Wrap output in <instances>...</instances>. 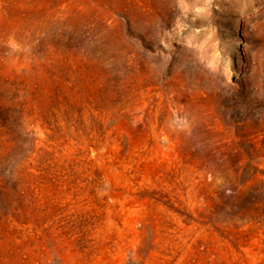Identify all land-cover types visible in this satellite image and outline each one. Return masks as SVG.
Wrapping results in <instances>:
<instances>
[{"label": "rangeland", "instance_id": "374dc122", "mask_svg": "<svg viewBox=\"0 0 264 264\" xmlns=\"http://www.w3.org/2000/svg\"><path fill=\"white\" fill-rule=\"evenodd\" d=\"M0 264H264V0H0Z\"/></svg>", "mask_w": 264, "mask_h": 264}]
</instances>
